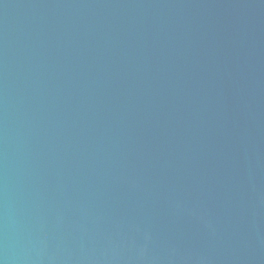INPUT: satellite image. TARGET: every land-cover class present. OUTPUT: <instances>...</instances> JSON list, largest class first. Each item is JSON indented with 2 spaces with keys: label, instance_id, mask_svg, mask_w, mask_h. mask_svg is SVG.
Here are the masks:
<instances>
[{
  "label": "water",
  "instance_id": "1",
  "mask_svg": "<svg viewBox=\"0 0 264 264\" xmlns=\"http://www.w3.org/2000/svg\"><path fill=\"white\" fill-rule=\"evenodd\" d=\"M0 264H264V0H0Z\"/></svg>",
  "mask_w": 264,
  "mask_h": 264
}]
</instances>
